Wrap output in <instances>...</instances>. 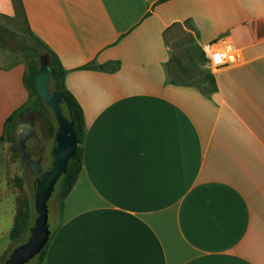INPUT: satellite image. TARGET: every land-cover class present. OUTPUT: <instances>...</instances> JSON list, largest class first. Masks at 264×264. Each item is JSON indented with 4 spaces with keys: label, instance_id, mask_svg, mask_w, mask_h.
I'll return each instance as SVG.
<instances>
[{
    "label": "crops",
    "instance_id": "crops-1",
    "mask_svg": "<svg viewBox=\"0 0 264 264\" xmlns=\"http://www.w3.org/2000/svg\"><path fill=\"white\" fill-rule=\"evenodd\" d=\"M158 1L21 0L85 124L42 264H264V0ZM185 22L200 47L240 54L213 90L170 82L166 35ZM108 62L119 69H80ZM24 71L0 70V136L28 102Z\"/></svg>",
    "mask_w": 264,
    "mask_h": 264
},
{
    "label": "trees",
    "instance_id": "trees-1",
    "mask_svg": "<svg viewBox=\"0 0 264 264\" xmlns=\"http://www.w3.org/2000/svg\"><path fill=\"white\" fill-rule=\"evenodd\" d=\"M11 1L14 6L15 13L17 10L20 9V11L23 14L21 0H11ZM164 1L165 0H159L153 5V7L159 5L160 3H163ZM149 14L150 13H147L146 16H148ZM2 17L5 16L0 15V18ZM25 24H26V34L28 38L31 39L32 46L20 44L21 45L20 51L26 56L25 71L22 77V84L28 93L29 99L26 104L18 107L5 120L3 124L2 135L0 136V141H3L4 138H8V140L12 144L13 155L19 158L16 144L14 141V128L19 119L24 117L26 114L30 113L36 116L43 123L45 134L53 142V137L56 130V124L54 122L52 112L40 101L34 83V75L40 67V61L43 58H46L48 68L51 72L48 88L51 92L56 91L60 94L62 98V104H61L62 114L68 121H70L73 124V129L78 146L76 149L75 156L69 161L66 172L58 180L53 191V193H57V205H56L57 210L54 217L55 219L54 222L53 223L48 222L49 230H50V239L48 243L45 245V247L42 249V251L35 258H33L30 262L27 263V264H42L45 259L48 246L51 240L55 237V235L58 233L61 227L64 200L71 192L82 167L81 145L83 144L84 136H85V124H84V116L81 107L65 87V77L67 72L61 66L58 57L52 51H50L45 44H43L40 40H38L35 36H33V34L30 32L27 26L26 20H25ZM174 29L185 32L187 36L190 34L187 33L185 30L189 32L193 31L192 26L188 22H185L184 24H174L168 30V32ZM14 38L15 35L12 32L0 26L1 47L7 48L10 42L13 43L15 41ZM195 38H197V35H195ZM201 56L202 53L200 52V57ZM185 57L186 56H184V58ZM189 59L192 58L189 57ZM181 64H182L181 58L174 56L170 53V59L166 65L170 82L172 84L179 86L199 88L197 85H194L193 83L187 81L188 78L185 79L182 78V76L184 75L186 76L188 75V73L186 72V70L184 71L183 68H181ZM80 69H90V70L102 71V72H115L119 69V63L108 62L106 64L99 66H95L93 63H91L86 66H83ZM0 70H7V69L0 68ZM200 74L201 72L198 71V75ZM205 78L208 79L209 82L213 85L212 75L206 74ZM213 89L214 88H212V90ZM31 98H34V100L32 104H29V100ZM49 113L52 115V118L48 116ZM34 217L35 214L33 209V200L31 199L30 201H24L22 204V208L15 216L14 225L8 235L9 240L11 242H18V245L24 243L25 241L22 243L21 242L19 243V241L24 236L26 237V239L28 238L29 229L33 224Z\"/></svg>",
    "mask_w": 264,
    "mask_h": 264
},
{
    "label": "rangeland",
    "instance_id": "rangeland-1",
    "mask_svg": "<svg viewBox=\"0 0 264 264\" xmlns=\"http://www.w3.org/2000/svg\"><path fill=\"white\" fill-rule=\"evenodd\" d=\"M0 26L15 35V41L10 42L7 48L0 46V68L9 69L18 65L25 68L26 56L21 53L20 47L21 45L32 46V41L26 34L25 19L20 9L16 11L15 16L12 18H0ZM185 31L190 35L187 36L185 32L177 29L168 32L166 39L170 53L181 58V68L188 73V75L182 76L183 79L188 78L187 81L199 88L212 89V84L205 76L206 74L212 75L214 69L206 67L203 56L200 57L201 50L195 34ZM184 56L186 57L184 58ZM189 57L192 59H189ZM198 71L201 72L200 75H198ZM33 100L34 98H31L29 104H32ZM29 115L31 114H26L24 118ZM48 116L52 118L50 113ZM34 120L35 132L42 141V167L43 170H47L51 164L52 141L45 134L43 123L38 118H34ZM36 178L35 175L29 173L20 158L13 155L12 144L8 138L0 141V264L4 263L12 250L18 245V242H11L8 235L23 202L32 199L34 203ZM53 194L47 203L49 223L54 222L57 210V193ZM24 241H26L25 236L22 237L19 243Z\"/></svg>",
    "mask_w": 264,
    "mask_h": 264
},
{
    "label": "water",
    "instance_id": "water-1",
    "mask_svg": "<svg viewBox=\"0 0 264 264\" xmlns=\"http://www.w3.org/2000/svg\"><path fill=\"white\" fill-rule=\"evenodd\" d=\"M51 72L47 65L46 58L40 61V67L34 75L35 88L38 97L53 115L56 130L50 150V168L41 171L40 163L30 159L25 150L26 141L34 134V126L26 127V131L17 125L14 128V141L21 162L31 173H36L39 177L34 186V220L29 229L28 238L24 243L17 246L9 254L3 264H27L35 258L45 247L50 239L48 225L47 203L51 199L54 188L61 176L66 172L69 161L75 156L77 141L73 129V124L62 114V98L56 91L51 92L48 88Z\"/></svg>",
    "mask_w": 264,
    "mask_h": 264
},
{
    "label": "built area",
    "instance_id": "built-area-1",
    "mask_svg": "<svg viewBox=\"0 0 264 264\" xmlns=\"http://www.w3.org/2000/svg\"><path fill=\"white\" fill-rule=\"evenodd\" d=\"M200 50L206 67H212L214 70L236 65L240 61L239 52L225 40L203 44Z\"/></svg>",
    "mask_w": 264,
    "mask_h": 264
},
{
    "label": "flooded vegetation",
    "instance_id": "flooded-vegetation-1",
    "mask_svg": "<svg viewBox=\"0 0 264 264\" xmlns=\"http://www.w3.org/2000/svg\"><path fill=\"white\" fill-rule=\"evenodd\" d=\"M26 118H27V120H26ZM26 118L22 117L21 119H19L15 126L19 125L23 129L24 132L26 131V127H28L30 125L34 126V134L32 135V137H30L26 141L25 150H26V153L28 154V156L30 157L31 160L38 161L39 159H41V163H40L41 171H42V173L46 172L50 167L47 170H43V167H42V163H43V153H42V148H41L42 141L35 132V122H34L35 120H34V118H37V117L34 116L33 114H31V115L27 116ZM27 170H28V168H27ZM29 173L31 175H35L37 178L39 177V175L36 173H31L30 171H29Z\"/></svg>",
    "mask_w": 264,
    "mask_h": 264
}]
</instances>
